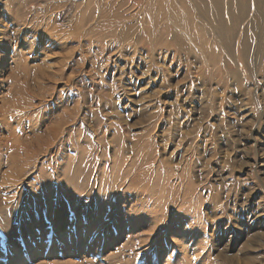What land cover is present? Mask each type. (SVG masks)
Returning a JSON list of instances; mask_svg holds the SVG:
<instances>
[{
	"label": "rangeland",
	"instance_id": "1",
	"mask_svg": "<svg viewBox=\"0 0 264 264\" xmlns=\"http://www.w3.org/2000/svg\"><path fill=\"white\" fill-rule=\"evenodd\" d=\"M208 2L0 0V264H264V2Z\"/></svg>",
	"mask_w": 264,
	"mask_h": 264
},
{
	"label": "bare ground",
	"instance_id": "2",
	"mask_svg": "<svg viewBox=\"0 0 264 264\" xmlns=\"http://www.w3.org/2000/svg\"><path fill=\"white\" fill-rule=\"evenodd\" d=\"M209 2V4L207 3H205V6H206V8H207V11H206V13H207V17H208V20L206 21V22H210V18H211V22L210 23H212V22H214L215 21V24L217 23V26L215 27V28H213L214 30H216L218 33L220 32V28H222L223 26L225 27V25H226V29H228V27L231 25V26H234V24L236 23V21H237V18L238 17H240V18H242L244 15H245V13L247 12V10L245 9V8H243L242 6H240V8H239V10L237 11V13L236 14H234V15H232V14H230L229 15V12H228V3L230 2H232L233 0H208ZM264 2V0H256V2L255 3H257V7L261 4V3H263ZM196 3V2H195ZM213 6H214V8L216 7V6H220V10H213ZM255 7V6H254ZM258 10V9H257ZM209 11H210V14H209ZM214 12V14H213V12ZM234 11V10H233ZM248 14H250V12H251V10H250V7L248 6ZM256 18V17H255ZM255 18H253V21L251 22V25H247L246 26V28L247 29H245V33L243 34L244 36H243V40H244V44L246 43V41L248 42V40H247V38H246V35H248L249 34V32L252 30L251 28H252V26H254L255 25V23H258V21H257V19H255ZM221 21H223V23L225 24V25H223L222 24V22ZM199 22H202L201 20H199ZM202 23H205V22H202ZM215 24H211L212 26L213 25H215ZM229 24V26H227ZM212 28V27H211ZM213 29H212V31H213ZM248 29H249V31H248ZM210 30V29H209ZM257 30V29H256ZM228 31V30H227ZM257 32V31H256ZM264 33V32H263ZM250 36H252V34L250 33L249 34ZM248 45H249V42H248ZM245 46H246V44H245ZM247 48V47H246ZM245 54H249V53H247L246 51L243 53V55H245Z\"/></svg>",
	"mask_w": 264,
	"mask_h": 264
}]
</instances>
